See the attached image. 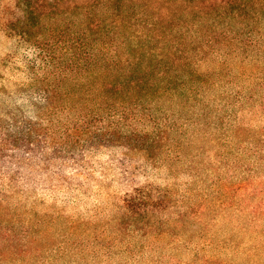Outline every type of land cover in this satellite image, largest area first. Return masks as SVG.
<instances>
[{
  "label": "rangeland",
  "instance_id": "1",
  "mask_svg": "<svg viewBox=\"0 0 264 264\" xmlns=\"http://www.w3.org/2000/svg\"><path fill=\"white\" fill-rule=\"evenodd\" d=\"M261 9L250 34L245 23L214 26L230 38L206 56L211 82L186 104L164 105L170 132L152 161L105 151L71 193L3 202L0 264H264ZM10 47L1 32L0 61Z\"/></svg>",
  "mask_w": 264,
  "mask_h": 264
},
{
  "label": "trees",
  "instance_id": "2",
  "mask_svg": "<svg viewBox=\"0 0 264 264\" xmlns=\"http://www.w3.org/2000/svg\"><path fill=\"white\" fill-rule=\"evenodd\" d=\"M261 7L264 0L3 1L0 33L11 47L0 61V217L10 196L71 193L103 166L105 151L152 161L170 132L164 105L186 104L211 82L206 56L230 38L214 26L245 23L250 34ZM15 44L34 57L20 59ZM19 60L8 82L1 72ZM134 199H123L126 209Z\"/></svg>",
  "mask_w": 264,
  "mask_h": 264
}]
</instances>
